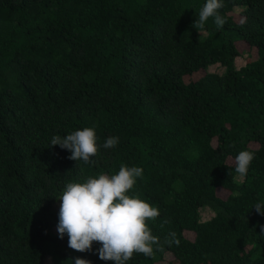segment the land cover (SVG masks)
Returning a JSON list of instances; mask_svg holds the SVG:
<instances>
[{
  "label": "trees",
  "instance_id": "1",
  "mask_svg": "<svg viewBox=\"0 0 264 264\" xmlns=\"http://www.w3.org/2000/svg\"><path fill=\"white\" fill-rule=\"evenodd\" d=\"M205 2L0 0V264H114L59 238L55 204L121 164L143 169L129 195L158 207L147 223L162 245L127 264H264L251 208L264 201V0H223V28H195ZM93 124L92 163L49 147ZM241 150L255 154L245 177Z\"/></svg>",
  "mask_w": 264,
  "mask_h": 264
},
{
  "label": "clouds",
  "instance_id": "2",
  "mask_svg": "<svg viewBox=\"0 0 264 264\" xmlns=\"http://www.w3.org/2000/svg\"><path fill=\"white\" fill-rule=\"evenodd\" d=\"M223 0H206L201 7L195 28L203 29L209 18H213L217 29L223 28L226 19L220 14ZM246 18L240 20V26ZM96 125L84 127L65 136L53 135L51 146L58 145L68 150V157L74 161L92 163V157L99 152ZM119 137L110 136L103 143L104 148H114ZM254 152L241 150L235 157V172L240 177L247 176ZM143 169L137 166L121 164L118 173L101 172L98 176L88 177L83 182H69L65 185L60 197L57 233L63 239L68 236V247L77 252H92L93 243L100 245L95 251L99 259L112 261L114 264H127L134 253L146 257L153 255V245L157 250L162 247L157 236L152 234L148 221L159 216L158 207H153L140 198V194L129 191L133 189ZM259 215H264V201L256 202L251 208ZM246 220V217H244ZM164 223H169L165 220ZM264 233V225L260 226ZM164 243L177 246L180 241L175 232H169ZM74 264H92L90 260L75 257Z\"/></svg>",
  "mask_w": 264,
  "mask_h": 264
},
{
  "label": "rangeland",
  "instance_id": "3",
  "mask_svg": "<svg viewBox=\"0 0 264 264\" xmlns=\"http://www.w3.org/2000/svg\"><path fill=\"white\" fill-rule=\"evenodd\" d=\"M247 54H248V53H247L246 51H243V52L240 54V56L237 55V56L235 57L234 63L236 62V66H241V65L244 64V59H245V56H246ZM250 56H251L252 58H254V57L256 56V53H255L254 50L251 51ZM210 69H211V70H216V71L221 72V71H223L224 68H223L222 66L211 65V66H210ZM59 205H60V201H59L58 203L55 204V209H56V210H59ZM202 207H204V206H202ZM210 209H211V208H210ZM212 211H213V210H212ZM211 215H212V212L209 211V212L207 213L206 217H210ZM54 228H55V230H56V229H57V226H54ZM50 262H51V261H50V258L48 257L47 260H46V264H50Z\"/></svg>",
  "mask_w": 264,
  "mask_h": 264
}]
</instances>
